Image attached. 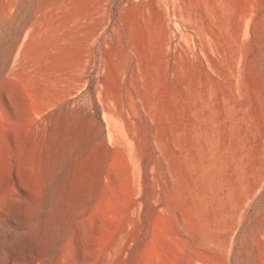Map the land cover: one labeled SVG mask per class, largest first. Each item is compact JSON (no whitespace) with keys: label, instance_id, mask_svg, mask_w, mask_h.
I'll use <instances>...</instances> for the list:
<instances>
[{"label":"rangeland","instance_id":"rangeland-1","mask_svg":"<svg viewBox=\"0 0 264 264\" xmlns=\"http://www.w3.org/2000/svg\"><path fill=\"white\" fill-rule=\"evenodd\" d=\"M0 264H264V0H0Z\"/></svg>","mask_w":264,"mask_h":264},{"label":"bare ground","instance_id":"bare-ground-1","mask_svg":"<svg viewBox=\"0 0 264 264\" xmlns=\"http://www.w3.org/2000/svg\"><path fill=\"white\" fill-rule=\"evenodd\" d=\"M52 147L55 151L58 150V148L60 147V142H59V135L58 133L54 130L53 134H52ZM55 169L58 168V166H54ZM58 170H56L57 172ZM59 189V188H58ZM58 192V190H57ZM56 196V195H55ZM54 196V198H55ZM58 198V197H57ZM57 208V207H56ZM56 215V214H55ZM56 218V217H55Z\"/></svg>","mask_w":264,"mask_h":264}]
</instances>
